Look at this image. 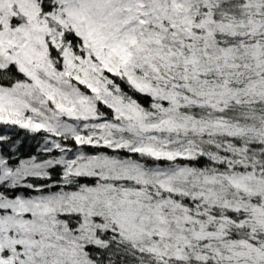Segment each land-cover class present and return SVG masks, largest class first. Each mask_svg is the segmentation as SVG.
Segmentation results:
<instances>
[{"label":"snow or ice","instance_id":"6c2138e0","mask_svg":"<svg viewBox=\"0 0 264 264\" xmlns=\"http://www.w3.org/2000/svg\"><path fill=\"white\" fill-rule=\"evenodd\" d=\"M0 264H264V0H0Z\"/></svg>","mask_w":264,"mask_h":264}]
</instances>
